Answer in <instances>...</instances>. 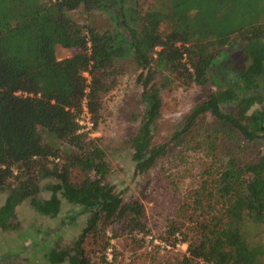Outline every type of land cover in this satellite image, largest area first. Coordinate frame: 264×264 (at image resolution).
Masks as SVG:
<instances>
[{"label":"trees","instance_id":"16d2710c","mask_svg":"<svg viewBox=\"0 0 264 264\" xmlns=\"http://www.w3.org/2000/svg\"><path fill=\"white\" fill-rule=\"evenodd\" d=\"M104 8L116 10L118 29L74 17ZM58 46L71 55L59 58ZM128 54L141 70L145 106L131 139L137 173L167 153V144L152 145L165 86H212L169 140L204 145L211 157L189 193L190 228L168 229L166 240L180 231L188 242L178 264H264V110L251 112L264 102V0H153L143 11L137 0H0V191H8L0 227H13L25 200L51 217L67 202L92 213L74 246L51 249L50 263L84 264L85 237L98 231L106 249L107 230L121 220L145 242L137 235L151 233L144 204L104 183L111 169L100 138L79 132L77 121L86 100L100 125Z\"/></svg>","mask_w":264,"mask_h":264},{"label":"rangeland","instance_id":"374dc122","mask_svg":"<svg viewBox=\"0 0 264 264\" xmlns=\"http://www.w3.org/2000/svg\"><path fill=\"white\" fill-rule=\"evenodd\" d=\"M152 1L137 0L139 10L143 11ZM114 10L104 8L91 13L79 10L74 12V17L99 29L115 30L118 28ZM240 41L237 46L244 44L243 40ZM71 53L70 48L57 47L59 58ZM241 57L240 53L236 56L239 64L243 62ZM119 64L124 72L118 77L116 87L104 96L103 121L97 127L94 123L87 136L100 138L110 163L111 170L104 183L113 186L124 201L144 204L151 233L137 234L139 238L144 236L145 242H136L128 234L125 221H117L107 230L110 243L105 249L106 239L101 233L90 232L82 242L84 264H178L183 255L188 254V242L180 231L175 232L171 241L166 240L168 229L177 226L186 232L190 228L193 211L188 204L189 193L209 172L211 157L204 145L198 147L196 142L177 145L169 140L212 86L193 84L185 87L178 81L165 86L152 145L167 144V153L147 172L137 173L131 139L142 124L145 107L141 99L143 86L137 79L141 70L137 69L129 54L119 59ZM164 77L159 76L157 81L164 82ZM254 110H264V102L255 104L251 112ZM257 142L264 148L262 138ZM81 178L82 174L74 171L73 179L78 181ZM45 184L43 181L42 186ZM7 194V190L0 191V207ZM41 195L47 197L49 193L43 188ZM91 213L88 208L72 207L64 202L60 213L51 217L40 214L30 201H23L11 219L13 227L7 230L0 227V264H52L48 259L51 249L74 246Z\"/></svg>","mask_w":264,"mask_h":264},{"label":"built area","instance_id":"2783aa9c","mask_svg":"<svg viewBox=\"0 0 264 264\" xmlns=\"http://www.w3.org/2000/svg\"><path fill=\"white\" fill-rule=\"evenodd\" d=\"M77 121L79 123V132L89 133V131L94 126V121L86 105V100H84L82 113L78 116Z\"/></svg>","mask_w":264,"mask_h":264}]
</instances>
